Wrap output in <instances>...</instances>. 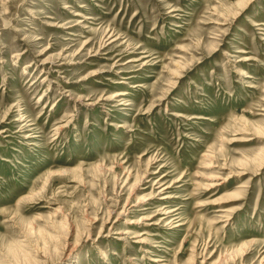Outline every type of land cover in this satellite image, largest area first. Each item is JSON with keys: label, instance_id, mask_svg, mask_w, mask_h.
<instances>
[{"label": "rangeland", "instance_id": "374dc122", "mask_svg": "<svg viewBox=\"0 0 264 264\" xmlns=\"http://www.w3.org/2000/svg\"><path fill=\"white\" fill-rule=\"evenodd\" d=\"M0 264H264V0H0Z\"/></svg>", "mask_w": 264, "mask_h": 264}, {"label": "bare ground", "instance_id": "6f19581e", "mask_svg": "<svg viewBox=\"0 0 264 264\" xmlns=\"http://www.w3.org/2000/svg\"><path fill=\"white\" fill-rule=\"evenodd\" d=\"M243 2V1H242ZM241 2V3H242ZM243 4H245V3H243ZM246 5V4H245ZM243 6V5H242ZM241 6V7H242ZM244 7V6H243ZM124 94H118V95H116V96H113V98H118V97H121V96H123ZM220 184H218V183H211V181H210V185L208 186V188H212V187H217V186H219ZM244 187V186H243ZM242 188V185H238V186H236V189H238V190H236V191H239L240 189ZM166 189H168V188H164V189H162V192L164 191V190H166ZM237 193V192H236ZM162 199H164V198H162ZM145 201V200H144ZM176 210H173V211H168V212H164L163 214H161V215H166V216H168L169 214H173L174 212H175ZM176 215V214H175ZM174 227H178V226H174ZM142 240V239H141ZM140 242H142V243H144V241H140Z\"/></svg>", "mask_w": 264, "mask_h": 264}]
</instances>
